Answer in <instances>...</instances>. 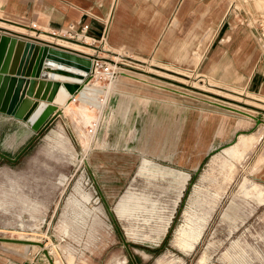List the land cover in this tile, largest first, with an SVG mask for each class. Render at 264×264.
Instances as JSON below:
<instances>
[{
    "label": "rangeland",
    "instance_id": "1",
    "mask_svg": "<svg viewBox=\"0 0 264 264\" xmlns=\"http://www.w3.org/2000/svg\"><path fill=\"white\" fill-rule=\"evenodd\" d=\"M118 61L117 142H99L105 107L87 104L94 134L66 109L22 152L37 133L0 112V236L60 264H264V98L207 63ZM44 246L0 240V264H51Z\"/></svg>",
    "mask_w": 264,
    "mask_h": 264
},
{
    "label": "crops",
    "instance_id": "2",
    "mask_svg": "<svg viewBox=\"0 0 264 264\" xmlns=\"http://www.w3.org/2000/svg\"><path fill=\"white\" fill-rule=\"evenodd\" d=\"M0 20L6 22L0 21V27L6 28H0V33L17 35L14 33L17 32L20 33L18 37L26 40L41 44L49 41L62 50L75 49L99 57L101 54L97 51L106 50L113 55L110 60L116 62L121 55H137L169 63H207L209 70L215 73L236 72V76H245L249 93L255 98H264L261 95L264 94V0H0ZM204 22L206 26H202ZM86 24L89 26L84 29ZM202 29L205 31L203 37L209 40L201 50L197 42ZM185 32L192 34L191 45ZM22 63V69L17 72L26 75L29 64ZM216 77L228 76L218 74ZM33 78L38 82L35 87L38 91L43 79L41 75ZM207 80L214 81L211 77ZM89 83L100 86L99 96L104 102L106 100L102 115L105 128L99 142H117L114 138L117 108L127 105L121 96L126 93L117 88V71L111 81L104 82L96 75ZM87 104L90 103L82 102L77 95L68 105L58 106L64 112L66 109L71 111L74 119L82 111L92 125L96 124L99 117L90 113ZM61 128L48 138H53ZM239 154L244 159L247 152ZM255 169L264 170V158L259 159ZM73 261L69 257V262L73 264ZM112 262L117 263L116 259Z\"/></svg>",
    "mask_w": 264,
    "mask_h": 264
},
{
    "label": "water",
    "instance_id": "3",
    "mask_svg": "<svg viewBox=\"0 0 264 264\" xmlns=\"http://www.w3.org/2000/svg\"><path fill=\"white\" fill-rule=\"evenodd\" d=\"M17 35L0 33V112L24 120L37 133L23 152L56 115L61 113L58 104L54 102L59 89L67 90V101L71 102L84 84L92 79L94 69L91 53L75 49L62 50L52 42L46 41V44H41ZM36 40L40 41L39 38ZM20 42L26 46L22 55V61L26 58V66L29 64L26 67L28 68L26 75L19 74L13 67ZM31 56V63H27ZM40 75L43 80L39 82V89L36 91L38 82L33 77ZM30 96L48 101L36 116L34 115L39 110L41 101L29 100ZM55 110L56 112L52 114ZM0 240L28 243L31 247L35 243L44 246L43 242L29 238L0 236ZM44 252L51 264H55L49 250L44 248Z\"/></svg>",
    "mask_w": 264,
    "mask_h": 264
},
{
    "label": "bare ground",
    "instance_id": "4",
    "mask_svg": "<svg viewBox=\"0 0 264 264\" xmlns=\"http://www.w3.org/2000/svg\"><path fill=\"white\" fill-rule=\"evenodd\" d=\"M0 21L1 22H4L2 20H0ZM4 23H6V22H4ZM7 23H9V22H7ZM15 26H19V25H15ZM19 27L25 28V26H22V25L19 26ZM25 29H27V28H25ZM25 48H26L25 44L22 43V42H20L19 45H18V48H17V53H16L15 58H14V61H13V67L17 71L18 70H21L22 67H23V65H24V63H22L23 61H22L21 57H22L23 53L25 52ZM31 58H32V56L30 57V59L28 60L27 63H31ZM25 60H26V58H25ZM91 60L93 61V57H91ZM102 61L104 62V61H107V60H105L103 58ZM107 62H109V63H111L113 65L116 64V61H113V60H110V61L108 60ZM92 78H94V76ZM101 91H102V89H100V86H98L96 84L93 85L92 83L91 84L90 83L89 84L85 83L84 86L80 89V91L78 93H79V98L81 99V101H83L85 103L88 102L92 106H96L97 105L99 108H101L102 105L104 104L103 99L99 96V94H100ZM67 94H68V92H67L66 89H62V88L59 89V91L56 94V97H55V101L54 102H56V104H58V105L60 104L62 106L68 105L70 102L67 101ZM30 99L33 100L32 97H30L29 100ZM45 104H47V100H43L42 99L41 104H40L41 106H40L39 110L36 111V113H35L34 116H36V115L39 114L38 112L43 108V106ZM61 108L59 109V111L63 114L64 113V110L61 109ZM188 231H197V228H192V229L185 230V232H188ZM200 234H201V231H199V234L198 235L200 236ZM49 253L52 254L53 252L51 250H49ZM55 262H56V264H57V262H58V264H60L57 259L54 261V263Z\"/></svg>",
    "mask_w": 264,
    "mask_h": 264
},
{
    "label": "built area",
    "instance_id": "5",
    "mask_svg": "<svg viewBox=\"0 0 264 264\" xmlns=\"http://www.w3.org/2000/svg\"><path fill=\"white\" fill-rule=\"evenodd\" d=\"M242 22H248V20H242ZM88 24H86L84 26V29L88 28ZM71 36H75V34H71ZM93 55V69H94V76L96 75H99L101 78H104L106 80H109L111 81L115 74H116V68L112 67L111 65H109V63L107 61L105 62H102V57H99L97 55H95L94 53L92 54ZM105 97L106 99V96H103ZM76 99V97L74 98ZM73 99V100H74ZM105 103H106V100L104 102V104L102 105V107L100 108L101 110H103V108L105 107ZM99 124V121L97 120L96 124L91 125V127L89 128V131L92 132V134H94L96 132V128Z\"/></svg>",
    "mask_w": 264,
    "mask_h": 264
}]
</instances>
